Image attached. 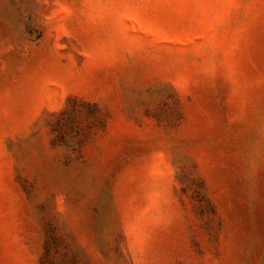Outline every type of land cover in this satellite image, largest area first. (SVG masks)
Masks as SVG:
<instances>
[{
    "label": "rangeland",
    "instance_id": "obj_1",
    "mask_svg": "<svg viewBox=\"0 0 264 264\" xmlns=\"http://www.w3.org/2000/svg\"><path fill=\"white\" fill-rule=\"evenodd\" d=\"M0 264H264V0H0Z\"/></svg>",
    "mask_w": 264,
    "mask_h": 264
}]
</instances>
